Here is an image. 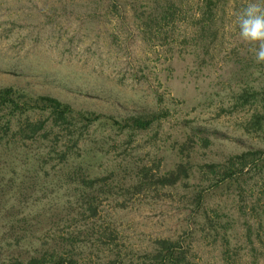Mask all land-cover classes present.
<instances>
[{
  "label": "rangeland",
  "instance_id": "rangeland-1",
  "mask_svg": "<svg viewBox=\"0 0 264 264\" xmlns=\"http://www.w3.org/2000/svg\"><path fill=\"white\" fill-rule=\"evenodd\" d=\"M186 1L190 3L185 7L192 12L197 0ZM240 1L248 4L253 0L227 1L220 9L218 41L210 47L209 55L201 54L197 61L190 42L183 40L187 29L184 23L174 27L170 23L159 34L141 28L138 16L146 10L140 4L147 5L149 0H0V87L56 96L78 109L121 120L140 111L168 107L170 115L160 125L155 122L146 130L134 131L130 142L128 130L119 131L109 125L91 128L86 145L99 149V153H110L102 159L100 169L114 166L108 157L115 156L113 159L121 162L118 171L125 185L131 175L127 167L133 163L152 164L153 159H161L160 170H168L176 155L172 150L174 139L185 140L194 130L198 131L195 139L199 151L192 155L201 162L221 161L247 145H261L258 138L235 129L243 113L225 111L233 105L231 92L264 71V62L249 63L256 47L239 34L237 16L245 7ZM201 130L213 141L207 149L200 145ZM5 140L0 144V166L8 167L9 153H26L39 146L30 144L28 150L14 151L6 149ZM6 169L4 179L0 175V248L8 251L16 231L13 222L24 217L34 219L28 224L32 226L28 234L40 236L59 221L57 233L64 236L67 219L76 207L69 203L62 206L67 185L60 188L37 183L33 193L30 190L35 184L30 177L18 185L16 173ZM23 170L18 168V172L25 173ZM165 190L169 194L129 193L126 200L120 198L122 207L104 200L105 218L116 221L120 247L143 253L151 249L157 237L180 238L184 247H190L193 264H264L262 243L256 242L257 259L250 255L242 220H236L229 230L232 248L226 252L222 238L209 242L201 233V217L191 215V190L181 185ZM22 192H30L33 197L28 196L24 202ZM206 200L235 213L232 198L222 190L217 194L207 192ZM88 226L92 232L91 221ZM69 228L81 226L71 223ZM83 237L84 233L80 239ZM85 255L88 260L105 256L97 248L91 252L87 248Z\"/></svg>",
  "mask_w": 264,
  "mask_h": 264
},
{
  "label": "trees",
  "instance_id": "trees-1",
  "mask_svg": "<svg viewBox=\"0 0 264 264\" xmlns=\"http://www.w3.org/2000/svg\"><path fill=\"white\" fill-rule=\"evenodd\" d=\"M149 1L147 5L140 4L146 10L138 16L142 29L159 34L170 23L173 27L184 23L187 29L183 40L190 42L194 59H201V54L209 55L210 47L218 41L220 9H224L228 0H197L192 12L185 7L190 3L186 0ZM246 5L247 1H240V6ZM252 45L259 46L258 43ZM253 62L257 63L255 56L249 63ZM260 68L258 66L257 69ZM253 80L231 92L229 97L233 105L225 111L243 113L236 120L235 129L258 138L260 146L247 145L221 161L201 162L192 155L199 151L195 139L198 131L194 130L185 140L174 139L172 150L176 155L168 170H160L158 163L161 159L158 162L153 159L152 164L133 163L132 167H127L131 175L126 185L118 171L121 162L118 164L117 159H113L115 156L108 157L114 166L100 169L102 159L110 153H99V149L86 145L91 128L109 125L119 131L128 130L130 142L134 131L146 130L155 122L160 125L170 115L168 107L140 111L121 120L114 115L78 109L56 96L34 95L14 86L0 87V144L6 139L4 146L14 151L19 148L28 150L30 144L39 145L26 153H9L11 161L8 167L0 166L2 179L4 170L10 168L16 173L18 185H23L29 177L33 180L35 186L30 190L33 193H36L37 183L45 187L50 184L60 188L67 185L62 206L67 207L68 203L70 207L76 205L72 209V217L67 219L69 225H65L67 231L64 236L57 233L61 228L59 221H55V229L38 236L28 234V228L32 227L28 224L34 219H15L12 228L17 232L9 241L7 252L0 248V264H193L189 257L190 247H184L180 238L157 237L152 241L151 249L143 253H136L133 248L123 249L116 242V221L105 218L104 200L122 207L124 202L120 203V198L126 200L128 196L145 192L167 195L169 192L165 189H176L180 185L192 192L191 215L201 217L200 230L204 238L209 242L222 238L225 251L229 252L232 248L229 230L236 220H242L243 237L251 247L250 255L256 260V242L264 246V71L262 76ZM204 132L201 130L199 140L201 148L207 149L213 141ZM128 162L130 164L131 159ZM51 164L53 174L48 169ZM125 166L123 164L122 167ZM18 168L24 169L25 173L18 172ZM219 190L232 198L233 215L223 211V205L207 203V192L217 194ZM28 196L33 197L30 192L23 193L22 201L27 202ZM89 221L92 222V232L86 227ZM71 223H77L81 228L71 229ZM83 233L84 237L80 239ZM108 238L110 242L106 241ZM34 240L40 241L37 244ZM87 248L89 252L102 249L105 256L88 260L85 257Z\"/></svg>",
  "mask_w": 264,
  "mask_h": 264
},
{
  "label": "clouds",
  "instance_id": "clouds-1",
  "mask_svg": "<svg viewBox=\"0 0 264 264\" xmlns=\"http://www.w3.org/2000/svg\"><path fill=\"white\" fill-rule=\"evenodd\" d=\"M237 27L243 40L259 44L253 51L257 62H264V0H254L243 8Z\"/></svg>",
  "mask_w": 264,
  "mask_h": 264
}]
</instances>
